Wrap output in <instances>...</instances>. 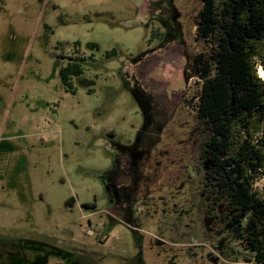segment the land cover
Returning <instances> with one entry per match:
<instances>
[{
  "label": "rangeland",
  "instance_id": "rangeland-1",
  "mask_svg": "<svg viewBox=\"0 0 264 264\" xmlns=\"http://www.w3.org/2000/svg\"><path fill=\"white\" fill-rule=\"evenodd\" d=\"M199 8L0 0V235L22 243V264H226L249 254L231 226L227 237L226 218L210 219L193 169ZM75 57L83 73L71 94L58 69ZM144 105L162 126L154 150L166 173L127 214L109 208L102 175L140 138Z\"/></svg>",
  "mask_w": 264,
  "mask_h": 264
},
{
  "label": "trees",
  "instance_id": "trees-1",
  "mask_svg": "<svg viewBox=\"0 0 264 264\" xmlns=\"http://www.w3.org/2000/svg\"><path fill=\"white\" fill-rule=\"evenodd\" d=\"M199 3L194 40L204 50L191 56L189 77L199 86L194 135L207 212L229 221L249 252L244 260L264 263V0ZM82 59L58 69L71 94Z\"/></svg>",
  "mask_w": 264,
  "mask_h": 264
},
{
  "label": "flooded vegetation",
  "instance_id": "flooded-vegetation-1",
  "mask_svg": "<svg viewBox=\"0 0 264 264\" xmlns=\"http://www.w3.org/2000/svg\"><path fill=\"white\" fill-rule=\"evenodd\" d=\"M72 59L74 58L70 60ZM150 108L151 106L144 105V125L139 133L138 141L130 148H123L119 155L116 154L112 159L111 168L102 175L103 184L109 195V208L127 214H130L128 208L131 202L138 196L143 198L145 195H149L148 188L151 184L166 173L167 164L164 160L162 161V150L159 148L154 150L157 140L155 137L158 135L154 130H159L162 126L152 118ZM184 155L185 153L179 156V162L184 159ZM171 163L174 162L171 160ZM193 169L203 189L202 161L198 155L196 166ZM230 229L229 226L227 237L230 236ZM17 249L18 252H15ZM0 260L8 264H11L12 260H17V264H22V243L10 246L7 244L6 237L0 235ZM0 264L2 263L0 262ZM134 264H145V262L142 258H138Z\"/></svg>",
  "mask_w": 264,
  "mask_h": 264
},
{
  "label": "built area",
  "instance_id": "built-area-1",
  "mask_svg": "<svg viewBox=\"0 0 264 264\" xmlns=\"http://www.w3.org/2000/svg\"><path fill=\"white\" fill-rule=\"evenodd\" d=\"M226 264H264L255 260H237V261H226Z\"/></svg>",
  "mask_w": 264,
  "mask_h": 264
},
{
  "label": "water",
  "instance_id": "water-1",
  "mask_svg": "<svg viewBox=\"0 0 264 264\" xmlns=\"http://www.w3.org/2000/svg\"><path fill=\"white\" fill-rule=\"evenodd\" d=\"M204 169H207V164L204 165Z\"/></svg>",
  "mask_w": 264,
  "mask_h": 264
},
{
  "label": "bare ground",
  "instance_id": "bare-ground-1",
  "mask_svg": "<svg viewBox=\"0 0 264 264\" xmlns=\"http://www.w3.org/2000/svg\"><path fill=\"white\" fill-rule=\"evenodd\" d=\"M261 72H264L263 70H261Z\"/></svg>",
  "mask_w": 264,
  "mask_h": 264
}]
</instances>
